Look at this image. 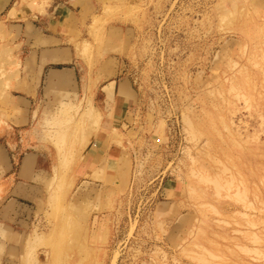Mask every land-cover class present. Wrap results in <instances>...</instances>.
I'll return each instance as SVG.
<instances>
[{"label": "rangeland", "instance_id": "obj_1", "mask_svg": "<svg viewBox=\"0 0 264 264\" xmlns=\"http://www.w3.org/2000/svg\"><path fill=\"white\" fill-rule=\"evenodd\" d=\"M65 1L71 62L55 67L71 78L41 86L24 125L23 53L0 47V140L13 171L38 154L39 187L0 264H264V0ZM19 5L39 26L52 0ZM115 70L135 91L129 126L88 174L94 91Z\"/></svg>", "mask_w": 264, "mask_h": 264}, {"label": "crops", "instance_id": "obj_2", "mask_svg": "<svg viewBox=\"0 0 264 264\" xmlns=\"http://www.w3.org/2000/svg\"><path fill=\"white\" fill-rule=\"evenodd\" d=\"M60 1L64 0H52L51 9L45 16H40L39 26H36L33 20L23 18L19 0H0V47L4 45L13 49V53H23L19 56L20 65L16 77L19 88L13 89L11 94L17 110L23 112L19 116L22 119L21 125L28 123L29 118L24 113L31 107L41 86L45 92L52 89L61 92L68 78H71L70 70L55 67L71 62L70 49L65 45V32L73 12ZM73 1L66 0L64 3L73 6ZM22 5L26 10L36 9L34 4ZM72 74L75 75L74 70ZM111 74L102 78L94 91L95 97H98L101 117L97 133L99 138L96 136L84 153L88 161L84 171L88 174L98 169L110 147L107 145L114 131L121 132L123 126H129L128 110L136 98L125 76L118 77L116 70ZM2 131L3 127L0 128V135ZM12 150L8 141L0 140V236L19 234L15 227L28 226L33 214L30 197L39 189L29 179V176L35 175L38 154L25 152L13 171L16 153ZM108 173V169H105V175Z\"/></svg>", "mask_w": 264, "mask_h": 264}]
</instances>
